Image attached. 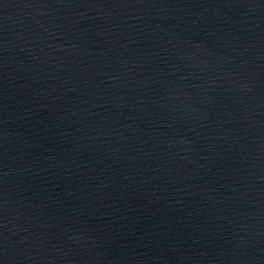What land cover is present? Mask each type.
<instances>
[{
  "label": "water",
  "instance_id": "water-1",
  "mask_svg": "<svg viewBox=\"0 0 264 264\" xmlns=\"http://www.w3.org/2000/svg\"><path fill=\"white\" fill-rule=\"evenodd\" d=\"M118 264H264V0H106Z\"/></svg>",
  "mask_w": 264,
  "mask_h": 264
}]
</instances>
